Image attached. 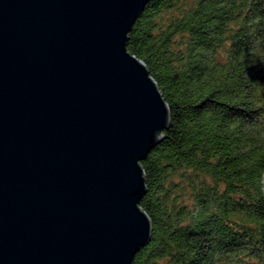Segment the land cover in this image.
Instances as JSON below:
<instances>
[{
    "label": "water",
    "instance_id": "95a60500",
    "mask_svg": "<svg viewBox=\"0 0 264 264\" xmlns=\"http://www.w3.org/2000/svg\"><path fill=\"white\" fill-rule=\"evenodd\" d=\"M150 0H0V264H133L170 109L128 32Z\"/></svg>",
    "mask_w": 264,
    "mask_h": 264
},
{
    "label": "trees",
    "instance_id": "16d2710c",
    "mask_svg": "<svg viewBox=\"0 0 264 264\" xmlns=\"http://www.w3.org/2000/svg\"><path fill=\"white\" fill-rule=\"evenodd\" d=\"M170 109L133 264H264V0H150L128 32Z\"/></svg>",
    "mask_w": 264,
    "mask_h": 264
}]
</instances>
